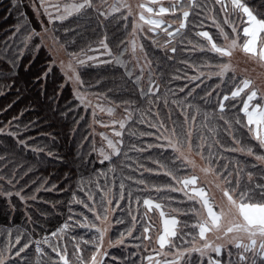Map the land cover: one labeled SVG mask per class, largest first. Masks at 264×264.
Returning <instances> with one entry per match:
<instances>
[{
    "label": "snow or ice",
    "instance_id": "1",
    "mask_svg": "<svg viewBox=\"0 0 264 264\" xmlns=\"http://www.w3.org/2000/svg\"><path fill=\"white\" fill-rule=\"evenodd\" d=\"M30 3L37 17H47V25L76 18L95 19L98 27L106 28L107 22L118 20L124 22L125 30L130 22L131 33L128 40L120 41L115 52L109 46L106 31L95 44L89 43L79 52H68L55 35V28L50 34L43 21L39 31L28 27L27 13L22 10L27 5L23 0H11L7 11L9 15L18 13V22L14 28L5 29V38L0 40V79L18 76L19 62L26 52L35 54L47 47L52 60L36 75V82L46 80L58 63L64 83L73 85L77 106L91 116L88 124L91 132L82 138L79 159L83 162L86 156L95 153L99 162L107 161L109 167L95 177L80 178L78 191L87 199L78 198L73 192L68 220L50 234L32 239L25 229H17L15 235L11 229L6 234L0 232V237H4L0 264H108L109 249L125 246L129 237L140 241L133 245L138 252L132 254L140 256V264L144 261L147 264H264V84L251 76L238 75V65L233 63L239 53L264 68V0H211V7L208 0H167V6L164 0H140L135 8L129 0H30ZM209 20L216 30L214 34L203 30ZM70 30L74 29L66 31ZM186 30H193L196 37L202 38V43L187 39V44L206 59L199 64L186 59L179 61L185 68L173 69L170 80L183 79L186 83L174 90L163 85L164 73L157 76L155 62L141 41L149 39L152 45L164 50L168 60H173L185 44ZM61 51L66 60L53 55ZM103 65L124 69L126 81L136 87L138 99L147 107L132 99L117 103L109 96L114 91L111 87L93 91L103 84V78L86 86L82 71ZM30 68L31 63L26 70ZM188 69L194 74L188 75ZM213 78L218 81L214 87L205 85ZM201 85L207 89L203 95L197 91ZM63 87L64 84L60 85V90ZM0 95L4 92L0 91ZM161 105L168 109L163 115ZM12 106L9 104L0 111L7 112ZM208 106L211 111L207 110ZM119 108H123L124 115L117 118ZM102 114L108 117L107 121L101 118ZM23 115L21 111L0 124V137L15 142L14 146H0V197L7 201L11 212L16 211L12 201L17 198L32 222L28 214L30 201L48 203L41 201V191L66 189L50 183L48 178L33 180L31 184L25 179L33 167L19 162L17 146L21 151L28 149L38 154L46 152L55 159L63 158L43 146H32L35 138L25 133L36 122L22 128ZM60 115L67 118L68 111ZM84 120V116L74 120L73 135ZM133 122L147 125L150 130L138 135L152 137V142L141 146L133 143L125 150L124 133ZM97 125L110 130V134L96 132ZM42 134L51 136V133ZM97 135L99 145L95 140ZM129 135L137 136V132ZM90 137L91 149L84 153V142ZM153 149L161 150L162 155L153 157ZM129 152L138 157L148 153V164L155 167L133 158ZM160 176L166 177L167 182H153ZM65 178L70 179L67 175ZM32 185L37 186L29 194L26 189H32ZM144 193L147 195H141ZM175 193L181 194L179 199ZM72 204L86 209L91 219L83 211L74 212ZM120 212L126 213L127 222L118 215ZM154 213L159 214V228L150 215ZM126 223L130 226L113 239L110 233L114 225ZM138 226L142 232L134 235ZM76 228L87 230L89 238L78 236ZM33 248L34 258H29L28 252ZM141 249L149 254L141 255ZM111 264H126V261L111 256Z\"/></svg>",
    "mask_w": 264,
    "mask_h": 264
},
{
    "label": "trees",
    "instance_id": "2",
    "mask_svg": "<svg viewBox=\"0 0 264 264\" xmlns=\"http://www.w3.org/2000/svg\"><path fill=\"white\" fill-rule=\"evenodd\" d=\"M209 7H211V0H208ZM23 4L27 7H23V11L27 13L26 21H29L28 27H34L37 31L41 28L40 20L38 19L36 13L33 11L30 0H23ZM11 8V0H0V40L4 39V30L14 28L15 24L18 22V13L12 12L11 15L8 14V9ZM46 23V20L44 19ZM55 28V35L59 40L66 45L68 52H79L81 48L86 47L89 43L95 44L99 39L103 38L105 31L109 38V46L115 52L117 46L121 40H128L131 33V23H128V28L125 30L124 22L118 20H112L107 22L106 28L101 26L98 27L95 19L87 21L86 19L69 18V20L60 23L57 22L53 25ZM67 29H74L66 31ZM204 29L215 33V28L212 27L211 21H206L204 24ZM196 30H199L198 28ZM187 37L185 44L181 46V50H178L175 58L173 60H168L165 56L164 50L155 47L151 44L149 39L142 41L144 43L146 51L148 52L149 58H151L154 63V70L157 76L164 73L163 85L171 87L177 90L179 87L183 86L185 80H170V76L173 73V69L181 68L184 69L185 66L180 64L181 60H188L189 63L199 64L206 56L200 53L198 50H192V46L187 44V39H191L193 43L204 42L202 38L196 37L193 30H186ZM151 35V34H149ZM98 54V53H97ZM171 55V53H169ZM211 54H209L210 56ZM106 59L107 57H101ZM52 56L49 55L47 47L40 50L39 53H32L31 51L26 52L24 58L19 62L20 67L17 69L18 76L10 77L7 80L0 79V91L4 92V95H0V110L7 108L9 104H12V108L8 109L7 112L0 111V124L6 123L10 120L12 116L19 115L21 111L24 115L20 118L21 127L29 122H36V126L32 127L25 136H32L35 138V145H40L57 153L59 157L63 159H55L48 157L45 153H33L28 149L21 151L19 147H16L18 153L17 159L25 167L32 166L33 171L29 174V177L25 179L28 184H31L33 180L39 181L41 178H48L50 183H57L62 185L65 191L59 192H43L39 193L41 201H48V203L41 202H29V213L32 217V222L28 221V215L25 213V206L19 202L17 198H13L12 203L16 205V211L11 212L8 209L7 201L0 197V232L6 234V231L11 229L15 235L17 229L27 230L29 236L32 239H41L44 235L50 234L59 228L64 222L68 220L69 216V201L72 198V193L75 192L78 198L87 199L82 192L78 191V181L81 177L87 179L88 177H95L96 173L101 171H106L109 167L108 162L101 164L99 158L95 153L90 156H86L85 160L82 162L79 159V145L82 138L89 135L91 129H89L88 124L91 121L90 113H86L82 108L78 107V102L74 99L73 90L70 84H65V77L61 72L60 68L56 65L53 67V71L49 73L46 80L41 82H36V75L40 74L51 62ZM31 63L30 70H26V67ZM158 65V66H157ZM207 71V69H205ZM194 72L188 69V75H193ZM82 78L86 81V86L88 84H95V81L99 78H103V84L100 87L93 88V91H106L107 88H114L112 93H109L111 99H114L117 103L121 100L132 99L136 100L142 107H147L140 101L137 96L136 87L131 83V81H126L124 76V69L115 65H103L99 68H86L82 71ZM115 81V83H113ZM218 81L213 78L212 80H207L205 85L214 87ZM12 85L10 88H5L4 85ZM64 84L62 90H60V85ZM162 85V91L166 88ZM205 85H201V89H198L200 95L204 94V90H207ZM46 92V95L44 94ZM181 96L183 94H180ZM56 97L53 99V97ZM199 98L197 97V100ZM15 102V103H13ZM215 101H213V104ZM55 109V111H53ZM71 109V111H69ZM208 111H211V106H208ZM62 111H68L67 118L60 115ZM123 115V108H119ZM168 109L163 108L161 105V114H165ZM81 116L85 117L84 121H81L80 127L75 133L72 134V129L75 127L74 120H79ZM173 118H176V113L173 112ZM146 124L139 122H133L125 130L124 140H125V150L135 143L138 146L152 142V137H139L138 133L141 131H149ZM135 131L137 136H130L129 133ZM42 133H51V136L43 135ZM221 133L226 137V134L221 128ZM55 137V140L52 139ZM91 137L88 141L84 142L83 152L88 153L91 149ZM227 142V139H225ZM31 143V142H30ZM15 145V142L9 137H0V146ZM129 155L133 158L143 159L146 164H148V153H144L142 156L134 152H129ZM153 157H160L162 155L161 150L153 149L151 151ZM251 160V158H248ZM148 166L155 167V165ZM66 175L70 179H66ZM138 175V174H137ZM147 175V174H146ZM109 179H111V174H109ZM119 181V174H117V182ZM101 182L103 180L101 179ZM153 182L157 184H163L167 182V178L160 176L157 177ZM37 185H32V189H26V191L31 194V191ZM147 195V193L141 194ZM155 196V193L152 194ZM177 199L180 198L179 193L173 194ZM55 204V207H53ZM123 204V202H122ZM175 207V203L172 205ZM74 212L83 211L86 215H89L91 219V214L87 213L86 209H83L80 205H71ZM124 207H127L125 204ZM135 209V204H133ZM43 213V215H42ZM119 216H123L125 221H128V217L125 212L118 213ZM152 219L157 227L156 214H152ZM154 217V218H153ZM71 224V222L69 221ZM126 226L124 224H115L111 237L113 239L117 238L120 231H124ZM75 232L78 236L89 238L90 234L85 229L76 228ZM142 229L134 233V235H139ZM155 230L152 235L154 237ZM4 237H0V246H3ZM126 243H130L128 246H121L120 248L110 249V256L108 258V264H111V256H116L122 261H126V264H140V256L132 255L137 253L138 250L133 247V245L140 243L138 240L128 238ZM133 244V245H132ZM151 245H149V248ZM69 251H71V244H69ZM141 255H145L146 252L139 250ZM34 248L30 249L28 252L29 258H34ZM131 257V259H127ZM226 259V257H225ZM145 264V263H144Z\"/></svg>",
    "mask_w": 264,
    "mask_h": 264
},
{
    "label": "rangeland",
    "instance_id": "3",
    "mask_svg": "<svg viewBox=\"0 0 264 264\" xmlns=\"http://www.w3.org/2000/svg\"><path fill=\"white\" fill-rule=\"evenodd\" d=\"M129 2L132 3L133 4V7L135 8L136 3L140 2V0H129ZM164 3H165V6H167V0H164ZM41 12H42V9H41ZM38 19L40 21H43V22H44V19H45L46 20V23L44 22V24L47 25V17L46 16L41 15V16L38 17ZM47 26H48V28L50 30V34H51V32L53 30V25H47ZM203 30H206V29H203ZM61 44L65 45L62 42H61ZM53 55H57L59 59H65V60L67 59V57L65 56V54H64L63 51H61L59 53H54ZM233 63H235V64L238 65V67H237V74L238 75H240V76H251L252 78L257 79L258 83L264 84V68H262L259 65H256V64L248 61L246 57H244L242 54H239V53H237V55L234 57ZM57 66L59 67L58 63H57ZM69 84H70V86H71V88L73 90V85L71 83H69ZM122 116H123V114L120 111H117V118H120ZM101 118L104 119L105 121L108 120V117L106 115H103V114L101 115ZM101 131H105V132H108L110 134V130L100 128L97 125L96 126V132H101ZM95 140L97 142V145H99V143H100V137L98 135L95 136ZM218 198H219V196H218ZM154 214L157 215L156 216L157 228H159L160 227L159 214L158 213H154ZM150 215H152V214H150ZM110 235H111V233H110ZM155 237H156V232L154 233L153 240H155ZM129 244L130 243H126V246H128ZM105 246L107 247V240L105 242ZM154 246H155L154 244L151 245V247L149 248V250H151V248L154 247ZM109 251H110V249H109ZM148 254L149 253H146L145 256L148 255ZM144 263L147 264V261H144Z\"/></svg>",
    "mask_w": 264,
    "mask_h": 264
}]
</instances>
